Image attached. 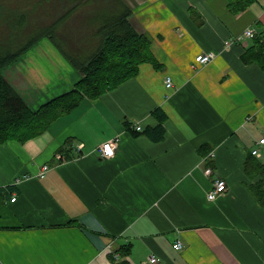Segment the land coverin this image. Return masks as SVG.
I'll return each instance as SVG.
<instances>
[{"label": "crops", "instance_id": "0c3cea01", "mask_svg": "<svg viewBox=\"0 0 264 264\" xmlns=\"http://www.w3.org/2000/svg\"><path fill=\"white\" fill-rule=\"evenodd\" d=\"M124 2L160 68L141 64L41 135L0 145V264H264L261 176L249 163L264 164V72L241 59L254 38L243 32H264V0L238 14L227 0ZM43 40L5 73L33 108L79 79ZM207 53L210 63L194 62ZM217 179L226 190L208 201Z\"/></svg>", "mask_w": 264, "mask_h": 264}, {"label": "trees", "instance_id": "16d2710c", "mask_svg": "<svg viewBox=\"0 0 264 264\" xmlns=\"http://www.w3.org/2000/svg\"><path fill=\"white\" fill-rule=\"evenodd\" d=\"M40 1L48 0H38L32 11L43 9ZM253 1L227 0V9L232 14H238ZM65 3L64 11L58 16L36 26L23 25L30 19L28 11L23 10L9 18L0 4V23L7 20L15 25L16 33L5 41L0 38V145L10 141L24 143L41 135L57 118L71 113L84 99H98L136 77L141 64L150 63L154 68H160L150 49V37L138 33L130 24L132 12L124 0H65ZM91 4H94L93 8L86 13L87 6ZM79 9H84L78 21L79 27H71L69 20ZM43 39L52 43L79 74V79L69 91L33 108L5 73ZM241 59L246 64L256 63L264 72V32L254 36L252 45ZM153 114L161 122L166 119L160 109ZM152 131L156 140L163 136L161 125ZM148 132L149 129L144 131ZM249 163L252 173L261 176L253 193L264 207V164L258 160H250ZM73 223L70 221L68 224Z\"/></svg>", "mask_w": 264, "mask_h": 264}, {"label": "rangeland", "instance_id": "374dc122", "mask_svg": "<svg viewBox=\"0 0 264 264\" xmlns=\"http://www.w3.org/2000/svg\"><path fill=\"white\" fill-rule=\"evenodd\" d=\"M37 2L38 0H1L0 4L2 3V10L6 14H8L9 18H11V16H14L15 14L18 15L23 10L28 11L30 19H28L25 23H23L24 26H28L30 24L33 26H36L39 24H45L51 21L52 19H54L61 12H63L66 6L65 0L40 1L39 3L41 4L39 5H43L42 7L43 9H39L37 12H34L32 10L38 4ZM93 5L94 4H91L89 7L87 6V9L85 10V12L86 13L89 12L90 9L93 8ZM83 12H84V9L82 10L79 9L76 12L77 14L75 13L73 18L69 20L71 27L72 26L79 27L78 21L81 19L80 16ZM190 15H192V18L200 19V16H198V13L196 11L191 13ZM10 24L11 23L8 22L7 20H4L3 22L0 23V38H2L4 41L7 40L8 37H10L12 33H15L14 31L15 25L13 24L10 25ZM16 41H19V39H16ZM41 43H44L45 45H51V43L48 40H43Z\"/></svg>", "mask_w": 264, "mask_h": 264}, {"label": "built area", "instance_id": "2783aa9c", "mask_svg": "<svg viewBox=\"0 0 264 264\" xmlns=\"http://www.w3.org/2000/svg\"><path fill=\"white\" fill-rule=\"evenodd\" d=\"M253 38L254 37V31L252 29H246L241 38ZM240 39V38H238ZM226 45L228 46L229 45V41L226 43ZM226 46V47H227ZM214 58V55L212 53H207V54H198L194 57V62L198 65H204V64H207V63H210ZM172 82H171V79L169 77H166L165 78V85L167 88H169L171 86ZM133 129L137 130V131H140L141 130V126L136 124L134 126H132ZM258 144L260 146L264 145V136L258 141ZM116 147H117V142L115 140H109V141H106L104 142L101 146H100V152H101V155L103 157H106V158H110L114 155L115 153V150H116ZM81 148V145H78L75 147L74 150L76 151H79ZM252 154L253 155H257L259 156V153H258V149H254L252 151ZM213 153L211 152L209 154L210 157H212ZM44 170H47V166H44ZM226 190V185H225V182L222 180V179H217L215 180L212 188L209 190V192L207 193V200L208 201H214L218 196L222 195ZM11 201H15V198H12ZM174 248L175 249H181L182 248V244L180 242H176L174 245ZM150 262L151 263H156V259L154 257H151L150 258Z\"/></svg>", "mask_w": 264, "mask_h": 264}, {"label": "bare ground", "instance_id": "6f19581e", "mask_svg": "<svg viewBox=\"0 0 264 264\" xmlns=\"http://www.w3.org/2000/svg\"><path fill=\"white\" fill-rule=\"evenodd\" d=\"M164 83H165V81H164ZM166 86V85H165ZM171 87V86H170ZM169 87V88H170ZM167 88V87H166ZM133 129V128H132ZM134 131H136V132H140V131H137V130H135V129H133ZM99 152H100V148H99ZM115 152H116V150H115ZM100 154H101V152H100ZM115 154V153H114ZM102 156V155H101ZM103 157V156H102ZM175 244V243H174Z\"/></svg>", "mask_w": 264, "mask_h": 264}]
</instances>
